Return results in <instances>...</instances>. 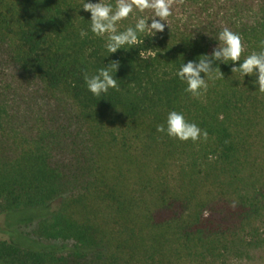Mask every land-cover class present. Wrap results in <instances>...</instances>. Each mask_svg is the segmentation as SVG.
<instances>
[{
    "label": "trees",
    "instance_id": "16d2710c",
    "mask_svg": "<svg viewBox=\"0 0 264 264\" xmlns=\"http://www.w3.org/2000/svg\"><path fill=\"white\" fill-rule=\"evenodd\" d=\"M0 216V264H264V0H0Z\"/></svg>",
    "mask_w": 264,
    "mask_h": 264
},
{
    "label": "rangeland",
    "instance_id": "374dc122",
    "mask_svg": "<svg viewBox=\"0 0 264 264\" xmlns=\"http://www.w3.org/2000/svg\"><path fill=\"white\" fill-rule=\"evenodd\" d=\"M55 207V205H54ZM41 214V213H39ZM38 215H34L33 219H31L30 222H28V224H23L19 227L18 232L24 235H30V233L33 231V229L35 228L36 222L38 220ZM8 220L5 218V216H0V239L1 240H8L9 238V234L7 233L8 228H7V224ZM13 239L15 240V235L13 237ZM36 248H42V249H60V248H65V249H71L72 244L68 243V242H62V241H42V242H38L36 245Z\"/></svg>",
    "mask_w": 264,
    "mask_h": 264
}]
</instances>
